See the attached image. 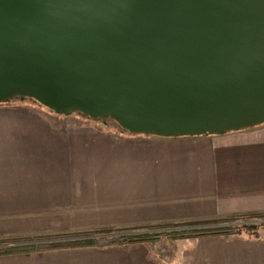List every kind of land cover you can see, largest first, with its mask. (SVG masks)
<instances>
[{
  "label": "water",
  "instance_id": "1",
  "mask_svg": "<svg viewBox=\"0 0 264 264\" xmlns=\"http://www.w3.org/2000/svg\"><path fill=\"white\" fill-rule=\"evenodd\" d=\"M16 97L162 136L264 123V0H0Z\"/></svg>",
  "mask_w": 264,
  "mask_h": 264
},
{
  "label": "crops",
  "instance_id": "2",
  "mask_svg": "<svg viewBox=\"0 0 264 264\" xmlns=\"http://www.w3.org/2000/svg\"><path fill=\"white\" fill-rule=\"evenodd\" d=\"M0 102V238L264 214V123L162 136ZM146 243L0 255V264H165ZM180 264H264V229L191 237Z\"/></svg>",
  "mask_w": 264,
  "mask_h": 264
},
{
  "label": "trees",
  "instance_id": "3",
  "mask_svg": "<svg viewBox=\"0 0 264 264\" xmlns=\"http://www.w3.org/2000/svg\"><path fill=\"white\" fill-rule=\"evenodd\" d=\"M259 218H264V214L234 215L225 219L211 221H178L131 226H103L33 237H2L0 238V255L80 247L105 248L131 245L139 242L148 244L149 250L152 252L154 243L164 236L172 239H185L213 234L233 236L250 234L241 232V225L232 226L226 223H239ZM261 226L264 229V223ZM173 228L180 229L167 230ZM131 232L137 233L130 234Z\"/></svg>",
  "mask_w": 264,
  "mask_h": 264
},
{
  "label": "rangeland",
  "instance_id": "4",
  "mask_svg": "<svg viewBox=\"0 0 264 264\" xmlns=\"http://www.w3.org/2000/svg\"><path fill=\"white\" fill-rule=\"evenodd\" d=\"M25 99L28 100L29 98H25ZM29 101H33V100L29 99ZM58 115H59V120L61 122H65L68 124L92 123L90 124V126L94 129H98V130L105 129V130H113V131L117 129V131L122 133L135 134L134 132H130L126 129H123L110 117H101V118L93 119L88 115L81 113L79 111H71L65 115L63 114H58ZM262 223H264V218L250 219L248 221H243L239 223L227 222L226 224L232 226L241 225L242 226L241 232L255 234L258 230L263 228L261 226ZM162 231H166V230H162ZM134 233L137 232H131L130 234H134ZM33 236H38V235H33ZM33 236H24V237H33ZM190 245H191V237L185 239H172L164 236L154 243V248L156 249L157 252V254L156 252L155 254L165 264H180L178 259L179 256L181 255V251L187 249Z\"/></svg>",
  "mask_w": 264,
  "mask_h": 264
}]
</instances>
